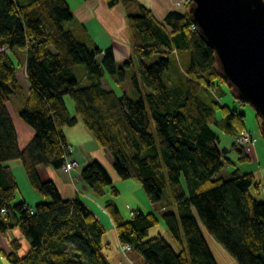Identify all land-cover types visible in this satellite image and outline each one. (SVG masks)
I'll return each instance as SVG.
<instances>
[{"label":"trees","instance_id":"obj_1","mask_svg":"<svg viewBox=\"0 0 264 264\" xmlns=\"http://www.w3.org/2000/svg\"><path fill=\"white\" fill-rule=\"evenodd\" d=\"M117 1L127 7L133 53L121 63L112 47L83 41L66 26L74 20L67 0H0V231L18 228L29 245L21 255L23 244L11 238L8 258L13 264H111L102 243L106 227L96 213L77 194L63 196L53 179H42L38 172L39 165L60 169L70 157L61 127L74 125L78 116L71 115L65 103L64 94L69 93L85 126L111 154L118 178L139 180L152 203L175 204L161 212L162 218L153 211L133 209L125 219L113 198L104 201L120 241L130 243L143 264H220L199 221L239 264H264L259 181L252 171L239 168L227 177L216 176L226 151L236 150L240 161L250 156L234 141L221 151L211 123L234 137L246 127L245 113L215 95L218 83H226L214 49L187 11L190 0L184 11L169 10L161 20L139 0H108ZM21 49L30 83L27 94L12 57ZM180 51L190 53V64L185 78L175 82L166 73L170 56ZM78 65L85 68L82 78L76 74ZM129 69L136 98L103 86L106 73L121 83ZM141 80L148 87L145 94ZM13 94L23 97L20 116L35 131L23 148L7 107ZM256 117L260 123L257 113ZM13 158L22 160L30 183L48 197L31 205L33 213L23 208L26 201H14L18 184L6 163ZM80 175L96 195H103L106 186L111 194H119L114 179L96 159ZM161 219L179 250L162 234L147 237Z\"/></svg>","mask_w":264,"mask_h":264},{"label":"crops","instance_id":"obj_2","mask_svg":"<svg viewBox=\"0 0 264 264\" xmlns=\"http://www.w3.org/2000/svg\"><path fill=\"white\" fill-rule=\"evenodd\" d=\"M139 1L145 4L147 7H149L152 10L153 14L160 20L164 18V16L169 10L177 9L184 11L188 3V0H139ZM67 2L74 13V20L70 21L68 27L73 28L78 38L86 42L92 40L102 48H105L106 46L112 47L115 59L118 63H121L133 56L132 47L129 41V32H128V24H127V7L125 6V4H123L121 1H117L114 4H110L108 0H67ZM12 57L17 64L16 74L18 81L23 86L24 93L27 94L30 88V83L26 76L25 50L23 49L16 50V53H13ZM184 58L188 60V57L184 56ZM19 60H21L20 61L21 63H19ZM102 84L105 88L108 89L112 88L111 85L108 83V80L105 77V75L102 78ZM229 106L233 107L231 105ZM233 108H237V107L234 106ZM64 125H62L61 127L62 132L65 135V140L67 144L71 146L72 140L68 137L69 134ZM18 141H19V137H18ZM71 154H72L71 155L72 158L77 159L79 162V165L77 167H73L70 170H65L63 168L54 169L48 165H39L38 172L40 177L42 179H53L57 184L61 194L65 197H73L77 194L96 213L98 218L106 227V231L102 236V243L104 245V248L107 247L108 244L112 246L110 240L113 241L115 246V249H109V247L107 249H104V251H106L107 253L106 255L108 256V259L111 264H122V262L124 264H134L133 260L130 258L131 256L129 257L128 253H126V256L129 258V261L124 258V253L121 250V244L123 242L120 241L115 228V224L111 219L110 215L108 214V212L104 209L103 203L101 204V206L103 207L102 209L105 212H107V214L109 215L108 217H110L109 219L108 217L105 216L104 211H100L101 208L96 202L80 194L81 189L85 193L90 194L89 191L91 190V188L82 179L80 173H81V169L89 161L93 159H96L103 164V166L108 170L114 181L120 179L118 178L117 173L113 167V158L111 154L105 148L101 147L100 145L97 146L95 144H92L91 148L87 149L84 155H81L80 151L74 154L71 152ZM255 155L257 158L260 157L264 159V151L262 149H260L259 151L256 149ZM13 162L14 161L9 160L6 163L12 168ZM14 164L17 165L18 163H14ZM252 172L254 173L256 179L259 181L264 176V164L258 168L256 167ZM259 198L264 199V193H261L259 195ZM38 199L40 198L38 197ZM21 200H24L30 204V202H28L25 198ZM100 202L101 201L98 200L99 204ZM137 205L141 206L140 204ZM174 206L175 204H172L171 202H166V205L163 204L161 209L162 211L165 209H172ZM199 223L202 232L209 244V247L213 252L217 261L220 264H239L236 257L232 255L221 244V242L212 234V232L201 221H199ZM157 225L159 226L154 230L152 236L157 234H162L164 237L167 238L170 231L167 225L164 223V221L160 220L157 223ZM151 229H149V231ZM9 231H11L13 235L11 238L17 237L20 240V242L23 244L22 249L19 251L20 254L23 255L29 247L27 240L23 237V235L21 234L18 228H15L13 230H8L5 233L7 232L10 233ZM108 232L110 233L109 238L107 236Z\"/></svg>","mask_w":264,"mask_h":264},{"label":"rangeland","instance_id":"obj_3","mask_svg":"<svg viewBox=\"0 0 264 264\" xmlns=\"http://www.w3.org/2000/svg\"><path fill=\"white\" fill-rule=\"evenodd\" d=\"M70 22L66 23V26H69ZM101 47V46H100ZM102 48V47H101ZM108 48L107 46L103 49ZM184 56L188 57V60L184 58ZM154 59H146L147 62H152ZM190 64V53L188 51H180L179 56L178 53H173L170 56V64L169 69L167 70V75L170 76L175 82H181L186 75V69L188 68ZM77 76L78 78H82L85 74V68L82 65L77 66ZM132 74V70H128L127 78L119 83L117 82L113 76L110 73H106L105 77L108 80V83L111 85L113 89H115L118 93L126 92L129 96L136 98L138 96V93L134 90L133 84L130 80V75ZM141 91L142 94H145L148 91V87L144 84V82L141 80ZM215 92V91H214ZM213 93V91H212ZM215 95L218 96V98L223 103H228L231 106L237 107L240 111L245 113V126L252 131L253 136L255 137L254 144L251 148V150L246 151L250 159L245 161H240L238 159V152L234 149L228 150L225 152L226 156L223 157V166L220 168V170L216 173V176H229V173L234 168H239L242 171H253L256 167H260L264 164V159L260 157H256L255 150L258 151L262 149L264 151V136L262 135L257 117H256V111L253 108L252 105L249 103H242L234 97L232 92L229 90L228 86L224 83L219 82L217 86V91ZM64 100L67 105V108L71 115H77L78 121L74 125H67L65 124V128L68 131L69 138L72 140L70 149L71 152L77 153L81 152V155H84L87 149L91 148L92 144L99 145L96 137L92 133V131L87 128L80 117V115L77 113L75 108V101L74 98L69 93L64 94ZM23 97L19 95H11L10 99L7 101V107L9 109L10 114L12 115V118L14 120L16 130L19 137V143L20 147H25L30 140L33 138L35 131L34 128L26 122L21 116H20V110L22 109L23 105ZM216 116H221V110L218 109L216 111ZM211 126L215 129V131L219 135V140L217 142V145L221 151H223L225 148H229L232 146L233 143V135L229 132H226L225 130H222L220 127H217L215 124L211 123ZM92 143V144H91ZM72 154H70V157ZM10 161H14L12 163V171L15 175V178L17 180L18 184V190L15 195V202L21 201V199L25 198L30 204L34 207V205L41 201V200H47L48 197H43L41 194L38 193L36 188L30 183L27 173L25 171V168L23 166L22 160L20 158H13L9 159ZM7 160V161H9ZM260 160V161H259ZM6 161V162H7ZM14 163H18L15 165ZM79 183V181H78ZM115 186L119 189V194L113 195L110 192V186H106L105 193L103 195H96L93 191H89L90 194L85 193L82 189L80 190V194L86 198H89L90 200H93L100 206V211H104L101 206V204H104V201L108 198H113V200L116 202L118 208L120 209L122 215L124 218H128L132 214L133 209H142L146 212L153 211L155 212L160 218L161 216V207L163 204L166 203V201H161L158 203H152L149 201L146 192L141 184V182L135 178H126V179H119L113 182ZM93 192V193H92ZM36 197V199H35ZM38 197L40 199H38ZM98 200H100V204L98 203ZM137 204H140L141 206H138ZM105 216L108 217L109 215L107 212H105ZM110 217H108L109 219ZM162 220V219H161ZM163 223V222H162ZM105 226V225H104ZM159 225L155 224L149 229H151L147 237L152 236L154 230L158 228ZM155 227V228H153ZM5 233L0 231V264H13L10 259L8 258L7 254L11 252V244L10 239L13 236L12 232ZM109 232L107 234L109 238ZM106 236V237H107ZM105 237V238H106ZM166 238V237H165ZM176 250L180 249V245L178 241L173 237L171 232H169L168 237L166 238ZM110 244H108L107 247L104 249H115L114 243L112 240ZM106 253V251H104ZM129 257L133 260L134 264H143V257L142 255L136 251L135 249L128 250ZM107 254V253H106ZM111 254V253H110ZM124 258L129 261V258L124 254ZM19 264H25L24 262H20ZM122 264H124L122 262Z\"/></svg>","mask_w":264,"mask_h":264},{"label":"water","instance_id":"obj_4","mask_svg":"<svg viewBox=\"0 0 264 264\" xmlns=\"http://www.w3.org/2000/svg\"><path fill=\"white\" fill-rule=\"evenodd\" d=\"M187 11L214 49L220 77L253 106L264 135V0H190Z\"/></svg>","mask_w":264,"mask_h":264},{"label":"built area","instance_id":"obj_5","mask_svg":"<svg viewBox=\"0 0 264 264\" xmlns=\"http://www.w3.org/2000/svg\"><path fill=\"white\" fill-rule=\"evenodd\" d=\"M5 47L2 46L1 50H4ZM233 141L238 146H242L245 148V150L249 151L251 150L255 137L253 136V133L251 130H249L247 127H243L241 130L237 132V134L234 136ZM79 165V162L77 159L71 158L69 156L66 157L65 163L63 164L62 168L65 170H70L73 167H77ZM259 189L262 193H264V176L259 180ZM23 208L29 210L31 213L34 212V208L29 203H24ZM4 210V209H3ZM131 244L128 242H123L121 244V250L126 255L127 251L131 249Z\"/></svg>","mask_w":264,"mask_h":264}]
</instances>
